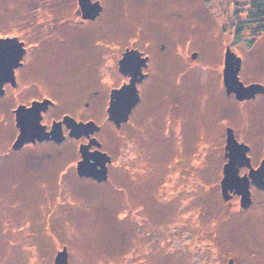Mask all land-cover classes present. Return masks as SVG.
<instances>
[{
    "label": "rangeland",
    "instance_id": "obj_1",
    "mask_svg": "<svg viewBox=\"0 0 264 264\" xmlns=\"http://www.w3.org/2000/svg\"><path fill=\"white\" fill-rule=\"evenodd\" d=\"M254 1L92 0L93 19L79 0H0V38L28 49L20 87L0 97V264H55L64 247L69 264H264V193L244 208L221 189L228 127L254 158L263 151L264 95L241 102L224 84L228 48L240 79L264 84ZM134 50L150 70L130 121L98 134L108 183L78 178L72 158L50 161L51 143L13 150L20 101L51 96L63 111L78 99L81 119L104 124L118 60ZM97 83L103 109H88Z\"/></svg>",
    "mask_w": 264,
    "mask_h": 264
},
{
    "label": "flooded vegetation",
    "instance_id": "obj_2",
    "mask_svg": "<svg viewBox=\"0 0 264 264\" xmlns=\"http://www.w3.org/2000/svg\"><path fill=\"white\" fill-rule=\"evenodd\" d=\"M19 38V37H18ZM1 39H6V38H0ZM18 42L23 43V48H25V52L22 56V58L19 61V64L14 68V80L12 81H6L4 83L3 89H4V93L2 95H0V97H4L7 92L9 90H11L12 88H14L15 90L17 88L20 87L19 85V70H21L22 68L25 67L26 65V58H27V54H28V49L26 47V41L19 39ZM3 49V44H0V51ZM128 50V49H127ZM140 55H137L138 58L135 57L134 58H130V61H128V67L124 66L123 62L121 61L123 56L119 58L118 60V70L121 73V75H123L124 80L120 83V85H117L115 87H111V92L108 98V103L106 106H104L103 104L105 103V101H102L101 99L99 100V98H101V91L100 89L96 86L97 84H93L94 86L92 87V90L90 88V93L88 95L89 100H86L83 102V106H87L88 109H91L89 107L91 106H95L98 108H102V106H104V109L106 107V113H107V120L104 124H99L97 122L96 119H94V117H90V118H84L81 119L78 114L80 111V100H73V102L71 101H67L65 103V107L66 109H64L63 111H61L60 109L57 110L58 107V102L56 100V98L51 97V96H44V97H39V98H34V99H27L26 102H18V104L16 105V107H14L13 110V114H14V125L15 128L18 130L17 135L15 136V140L13 142V150L14 151H18V149H23L25 146L28 145H34V146H42L45 144H52L55 146H58V149H60L59 154L57 156V154L51 158V154H47L48 157H50V161H54L53 159L57 158V160L60 161L61 158H66V159H73V164H75V168L77 171V177L80 179H84V180H90L92 183H99V184H103V183H108L109 179H110V170H111V166L113 165V158L110 154H108V152H106L108 154V156L110 157V159L108 161H106V164L104 163L103 159H106V157L104 155H102L99 152H105L103 150V142L99 140V136L98 134L103 132L105 129V125H109L111 126V124L115 125L117 127V129H121L123 125L127 124L130 121V118H132V115L134 113V111L136 110V108L139 106V103L142 100V95H141V88L140 86H142V83L144 81V78L146 79L148 77V71L147 69L150 70V64H149V56H142L141 53L138 51ZM125 57V56H124ZM148 57L147 63L145 64V62L141 61L145 58ZM121 61V63H120ZM124 61V60H123ZM138 68V70H137ZM112 69H114V66L111 64L109 65V74L112 73ZM30 71V68L28 69ZM136 80V85L137 88L139 90V96H140V100L139 102L135 105V107L132 109L129 118L127 121L122 122L119 126L117 125V123L110 117V112L109 109L111 107V104L113 102V100H115L113 98V93L114 90H118L121 88H124L125 86H129L132 82V80ZM246 84V83H245ZM264 85V84H263ZM12 88H11V87ZM14 91V90H13ZM228 93V92H227ZM228 95L234 96L235 99H237L238 101L244 102V101H251L253 99H256L258 96H262L264 95V92H260L257 93L255 95V97L251 98V99H246V100H240L239 98H237L235 93H228ZM98 97V98H97ZM97 98V99H95ZM129 98V97H128ZM127 98V101H128ZM125 99V98H124ZM45 102L47 101V108L46 109H42L41 110V120H40V124H42L43 126H45V128L43 129V134L41 133L42 137H37V136H32L30 137L28 140H25L23 142H19V137L21 134V128L19 126V121H18V108L20 106H25L26 108H31L34 105V102ZM38 105V104H37ZM37 107V106H36ZM63 107V106H62ZM68 109V110H67ZM33 113V112H29V111H25V114L28 115ZM24 115V114H23ZM25 115V118H27ZM32 116V114H31ZM84 122V123H89V122H94L95 126L92 124V131L90 130L91 128L88 127L86 129H80L77 128L75 126L76 122ZM232 129L235 138H237V140L239 142L245 143L246 145L249 146V150L247 152V155L250 157V164L246 162L244 163V165L240 166L238 168V175L240 177H245L248 176L250 178V183H249V192H250V198L245 197L244 196V189L246 187V185H244V183H240V182H235L233 185L229 186V192L228 195H230L231 197H237L240 200V203L242 205V207H251L254 204V189L260 191L261 193H264V190L262 188L257 187L254 182H253V177H250V173L252 172V169H257L263 159H264V144H263V151L259 154L258 158H254L255 156H253L254 150L252 149V146L248 143H246L244 140H239L238 136H236V133L234 131V129L232 127H228L226 130V144H225V152H224V156H225V163L223 166V177L221 179V189L223 191V179L225 176L224 173V168L225 165L228 163L229 161V157L227 156L228 150L226 149L227 143H228V134H229V130ZM48 133V134H47ZM264 142V141H263ZM66 150V152H65ZM250 153L251 156H250ZM256 155V154H255ZM102 156H104L102 158ZM61 162H64V159H61ZM86 161L85 163H87V165H90L93 167L94 171L97 170H102L103 167L106 165V179H104L103 181L98 180L96 177L93 176H87V175H81L79 172V164L81 161ZM56 169L60 168V173L63 174L66 172V170H68L69 172H73V167L74 165L71 166H64L63 164L59 165H55ZM48 168L53 171L54 166H48ZM60 184H63V182H61ZM243 202H245V204H243ZM249 202V204L246 205V203Z\"/></svg>",
    "mask_w": 264,
    "mask_h": 264
},
{
    "label": "water",
    "instance_id": "obj_3",
    "mask_svg": "<svg viewBox=\"0 0 264 264\" xmlns=\"http://www.w3.org/2000/svg\"><path fill=\"white\" fill-rule=\"evenodd\" d=\"M79 4L82 8V13L84 18H96L102 10V7L99 3H93L92 0H79ZM0 44H3V49L0 51V95L4 93V83L6 81L14 80V68L19 64L20 59L22 58L25 48H23V43L18 42L17 38L14 39H1ZM138 58L137 55H140L137 50L129 51L125 55L123 64L126 68L128 67V61L130 58ZM145 58L141 61L145 62ZM143 64V63H142ZM242 67V59L230 48L226 53L225 58V68H224V84L226 86L227 92L235 93L237 98L240 100L251 99L255 97L257 93L264 92V85L260 83H252L246 85L240 79V70ZM138 70V68H137ZM139 71V70H138ZM129 97V98H128ZM113 100L111 107L109 109L110 117L117 123L119 126L122 122L127 121L132 109L139 102V90L136 85V80H132L129 86L115 90L113 93ZM125 98V99H124ZM128 98V101H127ZM38 104V105H37ZM37 106V107H36ZM47 101L45 102H34L33 107L26 108L24 105L18 108V121L21 128V134L19 137V142L28 140L32 136L42 137L43 129L45 126L40 124L41 120V110L47 108ZM25 111L33 112L28 115L25 114ZM24 114V115H23ZM25 115L27 118H25ZM76 122V121H75ZM92 124L95 126L94 122L84 123L76 122L75 126L80 129H86L90 127L92 131ZM48 134V133H47ZM228 150L227 156L229 157L228 163L224 168V179H223V194L225 199H229L231 196L228 195L229 186L233 185L235 182L244 183L246 185L244 189V196L250 198L249 192V183L250 178L248 176L240 177L238 175V168L246 162L250 164V157L247 155L249 146L240 143L234 136L233 130H229L228 134V143L226 146ZM106 157L103 164H106V161L110 157L106 153L99 152ZM102 156V158L104 157ZM86 161H81L79 164V172L81 175L93 176L98 180L106 179V165L102 170L94 171L93 167L87 165ZM250 177H253L254 184L264 190V159L261 165L257 169H252ZM245 204V202H243ZM249 202L246 203V205ZM55 264H69L68 263V251L64 247L62 251H59L55 257ZM229 264H235L233 261H230Z\"/></svg>",
    "mask_w": 264,
    "mask_h": 264
},
{
    "label": "trees",
    "instance_id": "obj_4",
    "mask_svg": "<svg viewBox=\"0 0 264 264\" xmlns=\"http://www.w3.org/2000/svg\"><path fill=\"white\" fill-rule=\"evenodd\" d=\"M254 5H256V11H253L252 12V16H248L251 20H262L264 22V0H255L254 1ZM254 21V22H255ZM262 27H259L260 29L259 30H264V24L261 25ZM240 31L237 33L239 35ZM238 35H237V38H238Z\"/></svg>",
    "mask_w": 264,
    "mask_h": 264
}]
</instances>
